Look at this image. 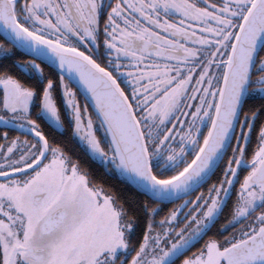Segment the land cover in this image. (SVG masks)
<instances>
[{
	"label": "snow or ice",
	"instance_id": "obj_1",
	"mask_svg": "<svg viewBox=\"0 0 264 264\" xmlns=\"http://www.w3.org/2000/svg\"><path fill=\"white\" fill-rule=\"evenodd\" d=\"M0 264H264V0H0Z\"/></svg>",
	"mask_w": 264,
	"mask_h": 264
},
{
	"label": "trees",
	"instance_id": "obj_2",
	"mask_svg": "<svg viewBox=\"0 0 264 264\" xmlns=\"http://www.w3.org/2000/svg\"><path fill=\"white\" fill-rule=\"evenodd\" d=\"M94 179H96L97 182L102 183L105 189L115 194L118 199H123L128 193V189L116 178H101L98 174H96Z\"/></svg>",
	"mask_w": 264,
	"mask_h": 264
}]
</instances>
